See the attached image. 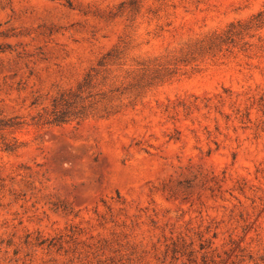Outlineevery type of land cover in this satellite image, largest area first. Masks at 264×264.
I'll return each mask as SVG.
<instances>
[{
  "label": "rangeland",
  "instance_id": "rangeland-1",
  "mask_svg": "<svg viewBox=\"0 0 264 264\" xmlns=\"http://www.w3.org/2000/svg\"><path fill=\"white\" fill-rule=\"evenodd\" d=\"M0 264H264V0H0Z\"/></svg>",
  "mask_w": 264,
  "mask_h": 264
}]
</instances>
